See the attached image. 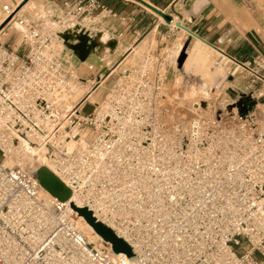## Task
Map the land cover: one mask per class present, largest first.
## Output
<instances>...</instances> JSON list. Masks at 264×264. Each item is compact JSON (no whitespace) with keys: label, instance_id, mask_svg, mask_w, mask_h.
Returning a JSON list of instances; mask_svg holds the SVG:
<instances>
[{"label":"built area","instance_id":"1","mask_svg":"<svg viewBox=\"0 0 264 264\" xmlns=\"http://www.w3.org/2000/svg\"><path fill=\"white\" fill-rule=\"evenodd\" d=\"M55 2L36 19L20 3L1 6L21 41L0 45V264H264V119L199 102L173 121L162 86L169 51L140 46L143 38L127 49L128 63L83 79L61 34L92 36L116 13L99 0ZM110 33L118 45L122 33ZM215 50L226 77L264 94L263 56L240 61ZM41 167L69 189L67 200L41 187ZM73 207L132 257L89 241Z\"/></svg>","mask_w":264,"mask_h":264},{"label":"rangeland","instance_id":"2","mask_svg":"<svg viewBox=\"0 0 264 264\" xmlns=\"http://www.w3.org/2000/svg\"><path fill=\"white\" fill-rule=\"evenodd\" d=\"M13 1H15L14 4L20 3L21 10H24V13L31 19H36L39 16L42 17L43 7L48 3L47 0ZM9 2H11V0H0V22L3 20L1 5ZM162 14L170 17V20L167 21ZM147 15L151 17L149 19L150 22L153 20L151 27L140 36L135 37V35H131L125 43L123 42L125 37L121 36L118 45H116L113 50L109 49L106 45L108 39H111L112 34L107 28L102 26V22L108 20L102 19L100 24L94 26L96 29L98 28L99 31L95 32L93 35L97 36L98 41L102 45L95 49V54H90L87 59L83 61L79 60V76L83 79H94L96 81H98L100 77L105 78L108 72L113 70L122 60L123 62L119 67L129 62L130 56L126 57L127 49L140 43L143 38L140 46L149 40L153 46L157 47V50L163 48L169 51V66L166 68V75L165 79L162 81V86L164 95L163 101L169 109V115L175 119L173 121L179 122L190 118L195 112L196 103L207 102L212 108L218 110L233 107L231 101H235L236 108L240 114L254 116V119H264V94L262 90L256 91V89L250 87L247 79L244 77H226L223 69L222 75L216 78L218 80L217 85L204 84L205 86H203V80L200 76L194 71L185 68L186 65L183 64L195 40L186 37L185 32L182 31L184 27L180 19L171 11L156 12L149 10ZM97 20H100V17ZM165 35L168 37L164 38L163 36ZM20 41L21 35L17 30L5 27V21L0 23V45L3 44L16 47ZM215 55L216 53L211 58V61L212 59L214 60ZM119 67L93 94H91L90 97L92 102L87 101L84 110L91 111V104L99 101L102 96H104L108 88L117 78L116 73ZM200 88H203L201 89L203 92L200 91ZM80 92H83L82 88H80ZM238 102L252 104V111L249 112L248 115V112H240L237 104ZM36 176L38 180L45 183L54 191L59 200L65 201L68 199L70 195L69 189L52 180L45 170L40 169ZM245 250L246 247L244 244L238 248V251L241 252Z\"/></svg>","mask_w":264,"mask_h":264},{"label":"crops","instance_id":"3","mask_svg":"<svg viewBox=\"0 0 264 264\" xmlns=\"http://www.w3.org/2000/svg\"><path fill=\"white\" fill-rule=\"evenodd\" d=\"M99 1L116 13L115 18L102 22V26L109 31H122L124 43L131 35L140 36L151 27L153 20H149V10L171 11L180 19L186 33L192 34L191 40L199 39L240 61L250 60L255 55L264 57V0ZM40 169L45 170L52 180L65 186L47 168L41 167L37 172ZM38 182L48 194L58 198L45 183Z\"/></svg>","mask_w":264,"mask_h":264},{"label":"bare ground","instance_id":"4","mask_svg":"<svg viewBox=\"0 0 264 264\" xmlns=\"http://www.w3.org/2000/svg\"><path fill=\"white\" fill-rule=\"evenodd\" d=\"M9 3H12V5H14L15 1L11 0V2H9ZM1 14H2V16H4L3 13H1ZM3 21H4V18H3V20H1V22H3ZM87 25H88V23H86V26ZM215 53H216V50L214 48L210 47L209 45H206L201 40L196 39L193 42L186 59L183 62V64L186 65L185 68L194 71L197 75L200 76V78L203 80V86H205L204 84L217 85L218 80L216 78H217V76L222 75V68L219 66H216L214 64L213 59L211 61V58L214 56ZM203 88H200V91L203 92V90H201ZM194 90H196V89H194ZM186 92H185V94H186ZM77 93H78V95L81 93L80 89H78ZM90 96L88 97V99L89 98L90 99L89 100L87 99V100L92 102V99ZM97 102L98 101H96L94 103H97ZM231 104L234 107L232 109H234V111L237 110L236 105H235L236 104L235 101H231ZM237 104H238V108H239L240 112H244V113L248 112L247 113V115H248L249 112L252 111L251 110L252 104H250V103H245V102L239 103L238 102ZM243 116H245V115H243ZM245 117L253 118L254 116H245ZM7 164H11V162H7ZM78 227L82 230L83 234L88 238L89 241L95 243L97 246H100L101 241H102L101 237L95 233L93 228L84 220V218L82 216L79 217Z\"/></svg>","mask_w":264,"mask_h":264},{"label":"water","instance_id":"5","mask_svg":"<svg viewBox=\"0 0 264 264\" xmlns=\"http://www.w3.org/2000/svg\"><path fill=\"white\" fill-rule=\"evenodd\" d=\"M162 16L169 21L170 17ZM65 45L69 48L78 60H85L90 54H95V49L100 47L102 44L98 41L97 36H88L84 32L74 31L72 33L61 34ZM106 45L109 49L113 50L117 45V42L113 39H108ZM74 208V207H73ZM75 211L79 216H82L84 220L93 228L95 233L99 235L104 241L111 244V248L115 253H124L127 257H132L130 247L120 238L116 237L112 231L103 226L100 222L95 221L91 213L85 209H76Z\"/></svg>","mask_w":264,"mask_h":264}]
</instances>
